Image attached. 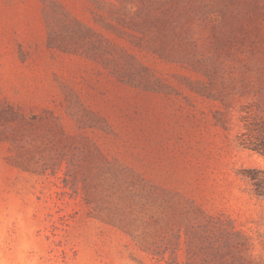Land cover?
Returning a JSON list of instances; mask_svg holds the SVG:
<instances>
[{"label": "rangeland", "instance_id": "obj_1", "mask_svg": "<svg viewBox=\"0 0 264 264\" xmlns=\"http://www.w3.org/2000/svg\"><path fill=\"white\" fill-rule=\"evenodd\" d=\"M111 2L0 0V264H264V0Z\"/></svg>", "mask_w": 264, "mask_h": 264}, {"label": "trees", "instance_id": "obj_2", "mask_svg": "<svg viewBox=\"0 0 264 264\" xmlns=\"http://www.w3.org/2000/svg\"><path fill=\"white\" fill-rule=\"evenodd\" d=\"M110 13L130 14L141 21L142 24L163 25L169 23L166 18L176 12L181 0H111ZM170 5V6H169ZM245 147L264 155V139L260 143L250 142L249 145L241 143ZM244 176L249 180L252 190L257 197H264V170L246 169Z\"/></svg>", "mask_w": 264, "mask_h": 264}]
</instances>
